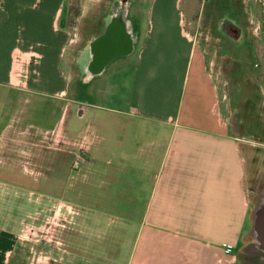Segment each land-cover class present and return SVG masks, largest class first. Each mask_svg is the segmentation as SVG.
Segmentation results:
<instances>
[{"label":"crops","instance_id":"crops-1","mask_svg":"<svg viewBox=\"0 0 264 264\" xmlns=\"http://www.w3.org/2000/svg\"><path fill=\"white\" fill-rule=\"evenodd\" d=\"M132 1L133 7L120 15L126 26L118 23V32L128 34L125 51L86 83L80 80L88 76L87 47L107 26L110 5L118 0L90 1L80 16L86 33L78 46L79 28L67 24L69 0H0V90L11 106L5 128L23 124L28 106L43 117L55 110L52 125L37 132L57 138L70 118L69 106H75L76 89L102 78L111 67L131 64L126 100L113 111L118 118L101 125L106 133L115 132L113 138L105 136L102 151L118 156V231L96 236L97 249L115 252L113 260L99 263L237 264L239 242L250 234L258 205L264 208V199L252 202L254 191L247 183L256 160L250 157L252 141L236 133L221 111L216 80L185 27L184 0ZM259 2L264 45V0ZM75 82L79 86L73 89ZM260 85L263 108L264 76ZM60 102L66 103L60 107ZM90 107L79 102L73 113L83 118ZM258 115L262 131L264 108ZM7 140L2 137L5 156ZM255 142L264 150V134ZM107 162L105 173L116 175ZM131 224H137L133 233L127 230ZM69 236L72 249L81 240L80 254L68 252L71 263L91 264L90 230H73ZM145 239L150 240L146 247ZM20 243L17 232L0 223V264H14ZM225 246L233 252L226 253Z\"/></svg>","mask_w":264,"mask_h":264},{"label":"rangeland","instance_id":"rangeland-1","mask_svg":"<svg viewBox=\"0 0 264 264\" xmlns=\"http://www.w3.org/2000/svg\"><path fill=\"white\" fill-rule=\"evenodd\" d=\"M90 1L69 0L67 24L79 28V32L75 31L80 38L77 46L84 41L86 33L81 30L85 20L80 16ZM235 1V11L228 13V18L235 20L240 29L239 36L234 38L238 40H229L218 31L217 22L222 13H216L203 0H184L180 11L188 33L202 49L208 70L216 80L223 115L229 118L236 133L245 134L252 141L250 157L256 160L247 183L254 191L252 202L257 204L264 199V162H260L264 159V150L255 142L259 134H264V122L262 131L258 126V114L264 108L260 96V81L264 76L262 14L259 0ZM68 62L72 70L70 59ZM128 67L119 70L111 67L105 76L84 87L73 83L71 88L79 86L73 105L77 106L83 101L82 96H86L91 101V111L83 118L78 117L73 113L75 106L70 105V118L57 138L55 134L37 132L52 125L55 110L43 117L38 112L35 115L30 106L24 123L17 130L7 131L11 106L3 102L0 90V223L10 225L20 238L14 264H72L68 252L80 254L81 240L72 249L69 234L73 230L83 232L86 227L92 234L91 264L113 260L114 248L107 252L97 249L96 238L103 231H118V204L114 201L118 197V156L102 151L108 144L105 136L109 134L113 138L115 132L112 128L106 133L101 125L104 120L118 118L113 111H118L126 100L132 75L131 64ZM63 103L66 102L59 103L60 107ZM24 105L23 99L18 112ZM46 109L49 112L51 108L46 105ZM5 136L9 139L6 156L1 147ZM106 160L112 170L115 167L116 175L105 173ZM24 165L28 167L27 172ZM136 225H129L128 232L133 233ZM248 240L249 235L239 242L235 251L237 264H246L244 246ZM147 242L150 240L145 239L142 245L146 247Z\"/></svg>","mask_w":264,"mask_h":264},{"label":"flooded vegetation","instance_id":"flooded-vegetation-1","mask_svg":"<svg viewBox=\"0 0 264 264\" xmlns=\"http://www.w3.org/2000/svg\"><path fill=\"white\" fill-rule=\"evenodd\" d=\"M204 4H208L215 10L216 13L220 14V18L218 20V31L229 40H238L234 39L239 36V27L236 25L235 20L228 18L231 13L235 11V0H203ZM133 7L132 0H118V2H114L110 5V13L108 16V23L104 29L97 34L89 43L87 47V60L85 63V72L86 75H93L94 73L90 72V67L93 64L96 55H98V46H93L94 43L98 39H103V58L110 56V45L116 44L118 45V36H126V30H122L118 32V17L124 14L126 9H131ZM123 17V15H122ZM135 18H132V23H135ZM123 33V35L121 34ZM241 36V35H240ZM118 57V56H117ZM118 59V58H116ZM81 81V80H80ZM82 95V94H79ZM83 101L90 103L91 101L86 96H82ZM264 208L262 205H258L255 215L254 222L252 223V229L249 234L248 244L245 242V251H244V260L246 264H264Z\"/></svg>","mask_w":264,"mask_h":264},{"label":"water","instance_id":"water-1","mask_svg":"<svg viewBox=\"0 0 264 264\" xmlns=\"http://www.w3.org/2000/svg\"><path fill=\"white\" fill-rule=\"evenodd\" d=\"M122 17V16H121ZM118 19V23H120V25L126 26L125 22L123 21L122 18ZM123 35V33H121ZM128 34L126 36H118V45H120V49H118L117 46V41L116 44H112L110 45L111 51H110V56L104 57L102 52L104 50L103 48V39H98L93 46H98V55H96L95 60L93 62V64L90 67V72L94 73L93 75H88L85 78H82L81 81L89 83L94 77L96 76H100L103 71L105 70L106 65L108 64V61L113 58L114 56H118L119 52H124L125 51V47L126 44L128 43ZM119 51V52H118Z\"/></svg>","mask_w":264,"mask_h":264},{"label":"built area","instance_id":"built-area-1","mask_svg":"<svg viewBox=\"0 0 264 264\" xmlns=\"http://www.w3.org/2000/svg\"><path fill=\"white\" fill-rule=\"evenodd\" d=\"M225 252L228 253V254H230V253L233 252V248L230 247V246H225Z\"/></svg>","mask_w":264,"mask_h":264}]
</instances>
